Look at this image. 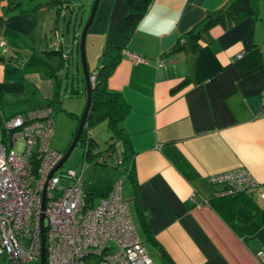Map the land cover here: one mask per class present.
I'll use <instances>...</instances> for the list:
<instances>
[{
    "label": "crops",
    "instance_id": "1",
    "mask_svg": "<svg viewBox=\"0 0 264 264\" xmlns=\"http://www.w3.org/2000/svg\"><path fill=\"white\" fill-rule=\"evenodd\" d=\"M113 1L100 0L88 29V70L91 57L94 71L99 65ZM16 2L0 0V39L7 43L0 50V100L34 89L49 101L59 90L50 78L58 74V62L56 72L45 77L30 68L22 72L7 60L10 42L35 28L39 9L22 2L27 10L21 11L12 7ZM228 2L152 0L124 50L142 60L134 62L123 53L106 80L107 88L120 93L129 107L122 127L133 150L137 186L134 198L125 178L130 198L123 199L147 253L159 264H167L163 251L175 264H259L256 253L264 250L259 239H242L210 204L216 190L210 177L238 167L246 168L264 190V0L258 1L255 16L228 29L213 26L195 54L169 53L207 13ZM88 4L80 3L83 14ZM79 22L82 27V18ZM74 81L79 84L81 77ZM136 204L146 229L139 225Z\"/></svg>",
    "mask_w": 264,
    "mask_h": 264
},
{
    "label": "built area",
    "instance_id": "2",
    "mask_svg": "<svg viewBox=\"0 0 264 264\" xmlns=\"http://www.w3.org/2000/svg\"><path fill=\"white\" fill-rule=\"evenodd\" d=\"M0 45L6 50L3 38ZM90 134L87 128L86 139ZM53 135L48 106L0 117V256L15 264L40 260L43 233L45 264H153L123 199L122 178L91 200L82 173L56 168L63 153L51 147ZM210 183L217 195L246 192L264 205V190L244 167L214 174ZM256 257L264 264V250Z\"/></svg>",
    "mask_w": 264,
    "mask_h": 264
},
{
    "label": "trees",
    "instance_id": "3",
    "mask_svg": "<svg viewBox=\"0 0 264 264\" xmlns=\"http://www.w3.org/2000/svg\"><path fill=\"white\" fill-rule=\"evenodd\" d=\"M258 1L259 0H229L227 5L223 8L207 13L199 23L188 30L178 40L169 53L183 50L190 55L195 54L201 44L209 40V30L213 26L220 25L228 29L247 17L255 16L257 14ZM22 2L23 0H18V2L12 3V7L20 8L21 11H26L27 9L21 7ZM151 2L152 0L113 1L108 17L105 44L101 60L96 71H94L96 73V80L92 89L91 108L86 117V124L89 129L97 123H106L107 130L110 132V144L103 150L97 149V144L92 137V133L86 139L87 129L83 131L79 139L84 145L83 159L85 162L88 163L91 161L95 166H108L111 164L114 168H117L122 178L124 177L130 180L133 187L134 198L137 186L134 172V154L128 134L122 127V122L128 113L129 107L120 93L111 91L107 88L106 80L121 60L123 52L127 48L128 42L138 22L146 13ZM62 3L63 0H48L45 4L47 6L58 5V11ZM41 6L42 4H36L30 7L32 10H35ZM91 6L92 3L90 4V7ZM73 37L76 39L77 49L80 52V34L76 36L73 34ZM45 52L49 55L54 53L59 56L57 69H62L61 73L67 77L68 69L66 67V70L63 71L65 68L63 61L68 60V57L63 58V53L59 49L54 52ZM65 54L69 56V53ZM60 79L61 78H58L56 74L55 81L57 87L59 86ZM187 81L188 79L183 80L174 90L186 84ZM81 82H83L84 91L74 88L73 86V92H71V94L86 96L83 76H81ZM61 101L62 97L60 91L55 90L53 98L49 99L46 104L37 105L32 109L48 106L53 112V110L61 108ZM3 116L7 117L3 113H0V117ZM79 118L80 117H78V119ZM74 134L75 132H73V137ZM88 194L90 195L89 198L92 200L94 197H98L104 193H97L91 190ZM210 204L242 239L257 238L264 243V206H260L250 194L246 192H236L226 195H217L216 192H214ZM136 212L139 225L146 229L144 214L138 204H136ZM163 256L167 264H175L168 258V255H166L164 251Z\"/></svg>",
    "mask_w": 264,
    "mask_h": 264
},
{
    "label": "rangeland",
    "instance_id": "4",
    "mask_svg": "<svg viewBox=\"0 0 264 264\" xmlns=\"http://www.w3.org/2000/svg\"><path fill=\"white\" fill-rule=\"evenodd\" d=\"M48 0H25L30 6L36 4H42V6L36 10L34 15L35 28L30 32H19L18 36L14 37V41L10 42L8 61L14 62L16 66L20 67L22 72L26 69L39 70L43 72V76L50 77L51 71L55 70V65L59 56L56 54L49 55L47 52L40 49V45L46 47L45 50L54 52L60 49L69 53V59L64 60L63 64L68 68V76L60 75L62 69H57V77L59 80L58 89L61 93L62 101L61 108L55 109L52 112V118L54 121V135L51 140V147L61 153H65L69 142L73 137L79 119L86 103L85 95H75L69 92L70 87L78 88L81 91L83 89V82L79 84L74 81L78 75L84 76L83 65L81 61L80 52L77 49V45H73L74 37L73 30H79L81 34L83 26L88 19L91 7L94 0H63L61 8L57 11V6L46 5ZM80 3H89L85 7V12L81 11ZM69 6L68 10L66 6ZM79 12V13H78ZM78 13V14H77ZM78 15V20L76 19ZM80 18L83 20V26H80ZM60 36V39H59ZM60 40V44L58 43ZM16 40H18L16 42ZM105 42V38H104ZM60 47V48H59ZM74 47V48H73ZM3 48L0 47V50ZM97 53V52H96ZM87 55V53H86ZM101 58L99 59L100 63ZM94 57L90 58L91 66L89 72L93 73L92 64ZM23 66V67H22ZM26 66V67H25ZM96 70V69H95ZM37 74V73H35ZM55 76V75H54ZM62 76V77H61ZM54 79L55 77H50ZM85 84V83H84ZM68 89V91L65 90ZM48 102L47 98L43 97L39 92L34 89L26 91L24 93L6 94L2 100H0V113H4L5 116L13 114H21L24 111H30L36 105H44ZM92 137L97 144V149L103 150L110 144V132L107 130L105 122L97 123L91 126ZM83 150L84 145L79 140L68 158L60 166L59 171H70L75 173H82L85 186L97 193H102L107 187L114 182L119 175L117 168H114L111 164L108 166H95L91 161L83 163ZM115 155V154H114ZM86 168L83 169V166ZM63 183H67L68 180L61 177ZM123 197L128 200L130 197V187L127 184V180L122 178ZM95 202L99 201V197H94ZM152 260L157 262V258L151 255ZM0 264H15L9 256L5 254L0 256ZM27 264H40V260H32ZM159 264V262H157Z\"/></svg>",
    "mask_w": 264,
    "mask_h": 264
},
{
    "label": "water",
    "instance_id": "5",
    "mask_svg": "<svg viewBox=\"0 0 264 264\" xmlns=\"http://www.w3.org/2000/svg\"><path fill=\"white\" fill-rule=\"evenodd\" d=\"M100 3V0H94L92 6H91V10L88 16L87 21L85 22L82 32L80 34V45H79V49H80V56H81V61H82V65H83V78H84V82H85V87H86V103H85V107L83 109V112L79 118V123L78 126L76 128L74 137L71 141V143L69 144L67 150L65 151V153L63 154V157L61 158V160L59 161V163L57 164L56 168H59L60 166H62V164L64 163V161L68 158V156L70 155L71 151L73 150V148L75 147V145L77 144V142L79 141V139L82 136V133L85 129H87V125H86V117L90 111L91 108V99H92V89L94 84L91 82V76L93 75L92 73L89 72L88 70V66H87V59H86V35L88 32V29L91 25V23L93 22V19L95 17L98 5ZM55 168V169H56ZM44 200V199H43ZM44 234H41V257H40V264H45V245H44Z\"/></svg>",
    "mask_w": 264,
    "mask_h": 264
}]
</instances>
